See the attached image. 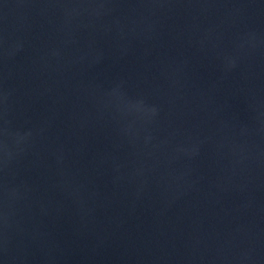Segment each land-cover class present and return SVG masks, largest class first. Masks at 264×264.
I'll return each mask as SVG.
<instances>
[{
	"label": "water",
	"instance_id": "1",
	"mask_svg": "<svg viewBox=\"0 0 264 264\" xmlns=\"http://www.w3.org/2000/svg\"><path fill=\"white\" fill-rule=\"evenodd\" d=\"M0 264H264V0H0Z\"/></svg>",
	"mask_w": 264,
	"mask_h": 264
}]
</instances>
